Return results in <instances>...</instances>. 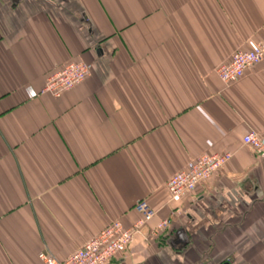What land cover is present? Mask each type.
Instances as JSON below:
<instances>
[{
  "label": "crops",
  "instance_id": "obj_1",
  "mask_svg": "<svg viewBox=\"0 0 264 264\" xmlns=\"http://www.w3.org/2000/svg\"><path fill=\"white\" fill-rule=\"evenodd\" d=\"M249 40L264 0H0V264L65 261L141 201L155 218L110 264H264V160L243 143L264 133V61L216 73ZM79 62L84 83L44 93ZM225 153L171 202V177Z\"/></svg>",
  "mask_w": 264,
  "mask_h": 264
},
{
  "label": "built area",
  "instance_id": "obj_2",
  "mask_svg": "<svg viewBox=\"0 0 264 264\" xmlns=\"http://www.w3.org/2000/svg\"><path fill=\"white\" fill-rule=\"evenodd\" d=\"M247 48L239 50L231 59L220 66L216 73L226 87L239 83L249 70L264 61V42L249 40ZM91 75V67L84 62L72 63L49 77L44 93L61 97L84 83ZM245 146L250 147L256 157L264 160V133L249 132L243 139ZM233 154H204L194 160L188 169L176 173L167 183V191L172 203H180L182 199L193 193L197 187L212 179L232 160ZM137 212L141 220L134 227L126 229L120 221L112 223L89 240L85 246L73 253L67 260L58 261L53 255L44 253L41 259L46 264H110L122 253L126 252L135 237L142 233L148 223L156 215L147 201L138 202ZM170 221H163L155 230L161 232L169 228Z\"/></svg>",
  "mask_w": 264,
  "mask_h": 264
}]
</instances>
